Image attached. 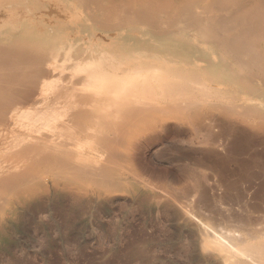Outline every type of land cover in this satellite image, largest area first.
I'll list each match as a JSON object with an SVG mask.
<instances>
[{
	"label": "rangeland",
	"instance_id": "obj_1",
	"mask_svg": "<svg viewBox=\"0 0 264 264\" xmlns=\"http://www.w3.org/2000/svg\"><path fill=\"white\" fill-rule=\"evenodd\" d=\"M83 3L0 4V214L15 227L0 264H202L184 249L175 202L246 214L237 196L260 200L264 189L243 163L264 162V143L237 142L189 109L233 82L197 62L183 71V59L150 65L136 34L104 37L96 22L36 13L91 12ZM37 178L48 192L16 205L17 219L10 191Z\"/></svg>",
	"mask_w": 264,
	"mask_h": 264
},
{
	"label": "bare ground",
	"instance_id": "obj_2",
	"mask_svg": "<svg viewBox=\"0 0 264 264\" xmlns=\"http://www.w3.org/2000/svg\"><path fill=\"white\" fill-rule=\"evenodd\" d=\"M40 1L42 5L55 6L71 0ZM74 1L84 2L91 12L50 9L36 13L52 20L70 14L78 22H96L104 37L136 34L144 49L153 55L150 65L158 68L169 58L183 59V71L192 69L197 62L214 82H233L234 91L223 90L224 95L216 103L201 108L202 101H194L189 103V109L198 118L211 114L215 124L237 142L264 143V0ZM183 32L188 34L185 41L180 38ZM159 46H166L170 53L165 55L156 49ZM243 166H249L248 179L252 183L259 180V188L264 189V162L257 157ZM48 188L43 178L17 185L10 191L15 201L11 212L18 219L19 209L15 206L36 199ZM256 196L235 199L254 210L248 212L246 208V214L231 209L226 212L203 199L175 202L187 228L188 241L183 245L187 248H183L189 257L202 264H264V198L258 200ZM13 229L0 214V245Z\"/></svg>",
	"mask_w": 264,
	"mask_h": 264
}]
</instances>
